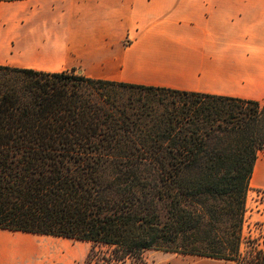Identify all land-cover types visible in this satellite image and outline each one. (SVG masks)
Here are the masks:
<instances>
[{"label": "trees", "instance_id": "16d2710c", "mask_svg": "<svg viewBox=\"0 0 264 264\" xmlns=\"http://www.w3.org/2000/svg\"><path fill=\"white\" fill-rule=\"evenodd\" d=\"M259 151L264 102L0 65V228L86 241L84 264H264L242 234Z\"/></svg>", "mask_w": 264, "mask_h": 264}, {"label": "crops", "instance_id": "0c3cea01", "mask_svg": "<svg viewBox=\"0 0 264 264\" xmlns=\"http://www.w3.org/2000/svg\"><path fill=\"white\" fill-rule=\"evenodd\" d=\"M0 65L264 102V0H0ZM249 187L264 190V151Z\"/></svg>", "mask_w": 264, "mask_h": 264}, {"label": "rangeland", "instance_id": "374dc122", "mask_svg": "<svg viewBox=\"0 0 264 264\" xmlns=\"http://www.w3.org/2000/svg\"><path fill=\"white\" fill-rule=\"evenodd\" d=\"M9 233L22 232L8 230ZM34 234L29 232H23ZM18 233L14 246L11 241L0 235V246L14 247L23 251H19V255H11L4 253L0 257V264H62L67 258L75 259L76 256L83 251L84 241L68 239L63 237H53L45 234L25 235ZM242 234L244 236H252L258 238L259 245H264V190L249 187L245 195V211L243 214ZM25 236H34L32 240L25 239ZM34 244L42 247V250L48 249V256L43 254L35 255L31 258V251L25 248H35ZM89 244V243H88ZM83 245V246H82ZM76 255V256H74ZM145 264H231V261L220 258H212L201 255L183 254L177 252H169L157 249H147L143 252ZM84 264V263H83ZM121 264H138L126 260Z\"/></svg>", "mask_w": 264, "mask_h": 264}, {"label": "bare ground", "instance_id": "6f19581e", "mask_svg": "<svg viewBox=\"0 0 264 264\" xmlns=\"http://www.w3.org/2000/svg\"><path fill=\"white\" fill-rule=\"evenodd\" d=\"M253 180H255V179H253Z\"/></svg>", "mask_w": 264, "mask_h": 264}]
</instances>
